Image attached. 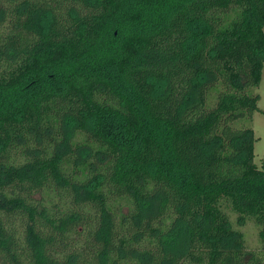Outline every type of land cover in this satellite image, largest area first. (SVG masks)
Returning <instances> with one entry per match:
<instances>
[{"label":"trees","instance_id":"trees-1","mask_svg":"<svg viewBox=\"0 0 264 264\" xmlns=\"http://www.w3.org/2000/svg\"><path fill=\"white\" fill-rule=\"evenodd\" d=\"M263 64L264 0H0V264H264Z\"/></svg>","mask_w":264,"mask_h":264},{"label":"rangeland","instance_id":"rangeland-1","mask_svg":"<svg viewBox=\"0 0 264 264\" xmlns=\"http://www.w3.org/2000/svg\"><path fill=\"white\" fill-rule=\"evenodd\" d=\"M252 93L258 96L257 106L258 109L253 112L250 127L253 129L254 141V157L253 160L258 168L264 169V64L261 70L260 81L257 86L252 88ZM243 120H237L236 124L241 123ZM9 161L14 163H20L24 157L20 152V148H12L9 153ZM33 198L42 200V203L46 205L51 212L54 211L55 206L59 211L64 210V203L60 200L54 190L50 187H45L42 192L33 193ZM12 225L9 227L14 231L16 237L22 239V225L18 218L12 220ZM248 226H244L243 230L246 234V238L249 245L255 244V234L253 223H247ZM253 225V226H251Z\"/></svg>","mask_w":264,"mask_h":264}]
</instances>
